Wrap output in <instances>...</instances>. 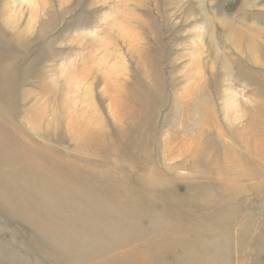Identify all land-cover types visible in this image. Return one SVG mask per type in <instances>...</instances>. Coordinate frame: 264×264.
I'll return each instance as SVG.
<instances>
[{
	"label": "rangeland",
	"instance_id": "1",
	"mask_svg": "<svg viewBox=\"0 0 264 264\" xmlns=\"http://www.w3.org/2000/svg\"><path fill=\"white\" fill-rule=\"evenodd\" d=\"M0 264H264V0H0Z\"/></svg>",
	"mask_w": 264,
	"mask_h": 264
}]
</instances>
